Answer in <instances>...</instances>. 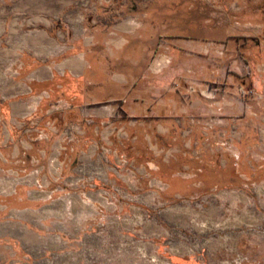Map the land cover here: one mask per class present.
<instances>
[{
  "label": "rangeland",
  "instance_id": "obj_1",
  "mask_svg": "<svg viewBox=\"0 0 264 264\" xmlns=\"http://www.w3.org/2000/svg\"><path fill=\"white\" fill-rule=\"evenodd\" d=\"M155 34L123 100L83 91L97 62L123 82L113 60ZM63 59L83 74L29 81ZM1 89L17 98L0 145L34 170L0 191L35 205L1 218L19 231L0 264H264V0H0Z\"/></svg>",
  "mask_w": 264,
  "mask_h": 264
},
{
  "label": "crops",
  "instance_id": "obj_2",
  "mask_svg": "<svg viewBox=\"0 0 264 264\" xmlns=\"http://www.w3.org/2000/svg\"><path fill=\"white\" fill-rule=\"evenodd\" d=\"M43 35H42V38L40 39V42L39 41L37 42V45H41L42 48L44 47V40H43ZM42 54H44L42 52ZM77 60H80L77 58ZM63 63H61V61H59L57 64H51L50 67H46V66H42L40 68H38L35 72H33V76H31L30 80L29 81H35L36 83H40V82H45L47 81L49 78L52 77L53 74H57V75H62V73H66L67 76H71V77H78V76H81L83 73H82V70L83 68L80 67L81 71L79 72V74H77V70L75 67L74 68V62L73 60H67V59H63L62 60ZM79 69V70H80ZM86 70V68H85ZM77 74V75H76ZM72 81V79H70ZM29 81H27V86H23V94H25L26 91H29V87H28V83ZM25 89V91H24ZM50 93H52L51 90H48ZM71 91V87L69 86H65L63 88V92L65 93H70ZM15 98H17V95L15 96ZM14 97L8 95V96H4L3 93H2V89L0 90V142H1V132L3 131L2 129V126L4 124V126H6L5 128L6 129H10L9 127V120L11 119V116H12V105L14 104L13 102L16 100ZM51 101L48 97V95L46 94V96H39L38 97V101L37 103L35 104V107H34V111H37L36 109L39 107V105L41 104V106H43L44 103H47ZM140 103V110L142 109V111L144 110V108H142L143 105H146L145 104V101L142 100V101H139ZM144 107V106H143ZM40 109L42 108H39V112L37 117H40V115L42 114V111H40ZM44 109V108H43ZM48 113H51V110L50 109H47L45 111V113H43V115L45 116L46 114ZM152 115L154 116H157L155 112L151 111L150 112ZM161 114V113H159ZM162 115V114H161ZM48 136H52V138L56 137L58 135V132L54 133L51 131L47 133ZM72 139H74V137H72ZM79 139H81L79 137ZM78 139V140H79ZM43 143V142H42ZM39 149L42 147L41 146V141H40V145L37 146ZM71 152L70 153L71 155H75L80 152L78 150V147L77 145H72L71 146ZM14 148H9V147H4V146H1L0 145V173H8V172H14V173H19V174H26V173H30L32 170H34V166L33 165H30L29 164V157L28 159H23V161H16L18 160L17 158L15 159L14 155L12 154L14 151H16L17 153V150H13ZM36 152V151H34ZM69 154V156H71ZM17 155V154H15ZM25 157V158H27ZM72 165H74V162L72 163ZM169 166V167H168ZM158 168L164 170L165 172L166 171H172L173 169V165L172 164H169L167 166H163V165H158ZM170 169V170H169ZM3 180V178H0V182ZM40 202H43L42 200ZM38 204V203H36ZM41 204V203H39ZM0 205H2L4 207V210L3 212H1L0 214V246L2 245H10L12 247V244H14V242L12 241L13 240V234H16V231H19V230H16V229H12L8 226H5V222H1V218L5 217L8 213L9 210H14V211H19L21 209H29L33 208V203H31L28 199H27V196H26V192H25V189L24 187L22 186H19L16 188L15 192H2L0 191ZM12 217L13 216H8L6 217V219L8 220L7 222H11L12 220ZM21 222L23 225L27 226V223H25L22 219H21ZM4 225V226H3ZM21 232V231H20ZM15 249V248H14Z\"/></svg>",
  "mask_w": 264,
  "mask_h": 264
},
{
  "label": "flooded vegetation",
  "instance_id": "obj_3",
  "mask_svg": "<svg viewBox=\"0 0 264 264\" xmlns=\"http://www.w3.org/2000/svg\"><path fill=\"white\" fill-rule=\"evenodd\" d=\"M161 35L160 34H155L150 38V40H142V41H137V44L141 46H146L145 50H138V60L136 64L130 65L126 61L122 59H115L113 60V65L112 67L115 68V72L121 74L123 77L124 81L123 82H109L111 78L108 76L107 73V66L108 64L102 65L101 62H97L95 69L92 70L90 69L88 71V75H93L98 72H100L103 78H105V81L102 82L95 88L94 86H88L87 84H83L81 87L85 93H87L90 97L92 96V99H96L98 103H103L107 102L109 100H123V95L128 91L130 88V78L133 76L140 79L142 78V74L144 73L145 69L148 67L149 61L153 58L154 53L156 52L158 46H159V39ZM169 38V37H167ZM96 70V71H95ZM136 79V80H138ZM82 80L80 77L79 79L72 80L71 84H68L67 86L71 87V92L74 93L76 85ZM113 81V80H111ZM78 96V94L76 93ZM81 96V95H79ZM78 96V97H79ZM77 98V97H76ZM144 100L143 98L140 99L139 101Z\"/></svg>",
  "mask_w": 264,
  "mask_h": 264
},
{
  "label": "trees",
  "instance_id": "obj_4",
  "mask_svg": "<svg viewBox=\"0 0 264 264\" xmlns=\"http://www.w3.org/2000/svg\"><path fill=\"white\" fill-rule=\"evenodd\" d=\"M39 108H42L43 109V107L41 106V104L39 105V107H38V109ZM42 109H40V111H42ZM38 112H39V110H38ZM68 112V111H67ZM57 114V113H56ZM36 115H38V113H36ZM54 113H51V114H49V115H45V116H41V119L43 120V119H45V120H48V121H50L52 124H55V118H54ZM67 121H71V120H67ZM57 125V124H56ZM169 167V166H168ZM170 170V169H169Z\"/></svg>",
  "mask_w": 264,
  "mask_h": 264
}]
</instances>
